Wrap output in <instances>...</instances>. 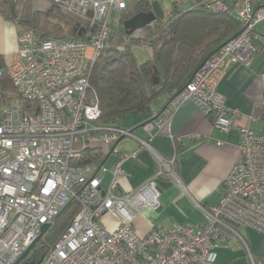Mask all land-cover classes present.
I'll return each instance as SVG.
<instances>
[{
  "label": "built area",
  "instance_id": "obj_1",
  "mask_svg": "<svg viewBox=\"0 0 264 264\" xmlns=\"http://www.w3.org/2000/svg\"><path fill=\"white\" fill-rule=\"evenodd\" d=\"M44 1L76 19L77 31L83 29L88 38L42 40L34 30L21 29L13 59L0 62V77L6 75L18 95L2 105L0 85V264H16L42 225H53L72 202L79 212L41 264H218V250L230 248L235 239L247 246L240 228L264 233V133L250 127L239 129V159L224 180L222 199L214 206L198 205L204 215L201 226L152 223L146 231L135 226L146 211L160 208L159 180L178 181L176 154L167 158L154 152L156 173L126 193L117 191V178L136 152L121 154L104 189L102 176L83 162L87 151L135 136L101 123L91 83L112 15L125 11L127 0ZM171 1L177 7L186 2ZM201 5L234 14L242 30L205 61L163 115L145 125L151 137L171 127L188 101L212 115L225 132L241 116L240 109L227 105L219 85L230 69L250 66L258 47H264V34L257 31L264 24V0H204ZM138 140L153 150L148 141ZM105 216L116 218L113 232L103 226ZM249 259L257 264L250 252Z\"/></svg>",
  "mask_w": 264,
  "mask_h": 264
},
{
  "label": "crops",
  "instance_id": "obj_2",
  "mask_svg": "<svg viewBox=\"0 0 264 264\" xmlns=\"http://www.w3.org/2000/svg\"><path fill=\"white\" fill-rule=\"evenodd\" d=\"M157 3L161 4L159 0ZM5 21L0 15V46L3 45ZM12 24L16 29L18 48L19 30ZM257 31L264 34V24L258 25ZM134 35L146 38L148 27L136 31ZM14 55L0 54V62L8 63ZM219 92L226 97L228 106L241 110V116L228 132L214 125L212 115L206 116L195 103L188 101L175 114L171 127H164L151 137L144 127L163 115L172 98L164 95L154 100L144 113L133 112L123 117L121 127L133 130L134 137H123L111 147H99L89 156L93 174L102 176L104 189L112 181V169L121 154L136 152L137 158L126 161L123 164L124 173L117 178V191L126 193L138 188L156 173L158 164L154 152L167 158L176 154L178 181L166 177L159 180L161 206L156 212L146 211L138 218L135 226L141 231L148 230L152 223L199 227L204 223V215L198 205L210 207L220 202L224 195V180L239 159V129L250 127L264 133V47H258L250 66L230 69L219 85ZM138 138L148 141L153 150L143 147ZM219 141L223 142L222 146H218ZM101 166L105 171L100 170ZM102 221L109 232H113L118 225L112 216H105ZM239 232L247 246L242 240L235 239L230 248L218 250L217 263L251 264L250 252L258 264H264L260 258L264 254V233L252 228H240Z\"/></svg>",
  "mask_w": 264,
  "mask_h": 264
},
{
  "label": "trees",
  "instance_id": "obj_3",
  "mask_svg": "<svg viewBox=\"0 0 264 264\" xmlns=\"http://www.w3.org/2000/svg\"><path fill=\"white\" fill-rule=\"evenodd\" d=\"M203 1L186 0L188 7H184L185 4L177 7L173 3L163 20L148 27L146 38L128 36L123 23L138 13L149 12L153 5L151 0H135L132 6L119 12L118 23L114 20L115 14L112 15L109 40L91 77L102 124L121 127L126 114L144 113L161 96H175L191 82L204 61L241 32L242 24L234 14L207 9L201 5ZM0 15L14 23L18 30H34L42 40L88 38L86 34L78 35L76 19L53 4L43 12L35 8L34 0H0ZM144 45L152 55L148 61L140 63L134 48H144ZM0 85L4 91L2 105L18 98L6 75L0 77ZM94 152L87 151L83 162H89ZM78 212L77 202L64 209L24 263L41 261ZM260 258L264 261V254Z\"/></svg>",
  "mask_w": 264,
  "mask_h": 264
},
{
  "label": "water",
  "instance_id": "obj_4",
  "mask_svg": "<svg viewBox=\"0 0 264 264\" xmlns=\"http://www.w3.org/2000/svg\"><path fill=\"white\" fill-rule=\"evenodd\" d=\"M92 16V13H90ZM165 18V12L163 11L160 3H154L152 5V9L149 12H141L133 17L127 19L123 23V27L125 32L128 36L133 35L136 31L140 29H144L149 27L151 24L155 23L157 20H163ZM83 34V29L78 31V35L81 36ZM205 63V61H204ZM203 63V64H204ZM201 65V67L203 66ZM158 82V80H157ZM132 132H134L132 130ZM52 225L50 223L43 224L41 227L40 235L31 243V245L24 251L20 259L17 261L16 264H41L44 257L38 263L31 262V263H24L25 259L28 257L30 252L34 249V247L40 242V240L47 234L50 230Z\"/></svg>",
  "mask_w": 264,
  "mask_h": 264
},
{
  "label": "rangeland",
  "instance_id": "obj_5",
  "mask_svg": "<svg viewBox=\"0 0 264 264\" xmlns=\"http://www.w3.org/2000/svg\"><path fill=\"white\" fill-rule=\"evenodd\" d=\"M42 2L41 4H38V2ZM135 0H127V3L130 6L133 5ZM156 1V2H153ZM153 4L157 3V0H153ZM162 4L163 7V11H165L167 14L170 13V11L173 8V2L171 0H159ZM49 2L44 1V0H34V6L37 10H41V11H47L48 10V6H49ZM184 7H188V4H185ZM47 9V10H46ZM121 19V13H116L114 20L118 23ZM134 53L137 57V60L140 63L146 62L151 58V50L150 49H145L143 47H136L134 48ZM257 263V262H256ZM258 264V263H257Z\"/></svg>",
  "mask_w": 264,
  "mask_h": 264
},
{
  "label": "clouds",
  "instance_id": "obj_6",
  "mask_svg": "<svg viewBox=\"0 0 264 264\" xmlns=\"http://www.w3.org/2000/svg\"><path fill=\"white\" fill-rule=\"evenodd\" d=\"M2 31L3 45L0 46V54L12 55L17 50L15 26L10 21H5ZM45 47H50V45H45Z\"/></svg>",
  "mask_w": 264,
  "mask_h": 264
}]
</instances>
